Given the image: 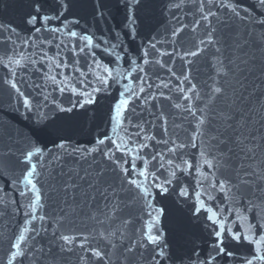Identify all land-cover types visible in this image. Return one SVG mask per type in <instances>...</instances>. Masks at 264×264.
<instances>
[{"label": "snow or ice", "instance_id": "1", "mask_svg": "<svg viewBox=\"0 0 264 264\" xmlns=\"http://www.w3.org/2000/svg\"><path fill=\"white\" fill-rule=\"evenodd\" d=\"M16 3L0 106L30 127L0 154L24 216L0 264H264V0Z\"/></svg>", "mask_w": 264, "mask_h": 264}, {"label": "water", "instance_id": "2", "mask_svg": "<svg viewBox=\"0 0 264 264\" xmlns=\"http://www.w3.org/2000/svg\"><path fill=\"white\" fill-rule=\"evenodd\" d=\"M246 4L252 3L253 0H245ZM21 11L16 3V0H0V22L9 23L11 22L14 26L19 23V18ZM182 36L186 41L191 42L194 37L191 33H182ZM179 64V62H177ZM200 67V77L201 79L206 78L207 73L210 71L208 67L205 66L203 61L198 64ZM33 79H36L33 77ZM39 82V81H38ZM28 91H31L29 89ZM35 95V93H33ZM23 111V109H21ZM146 118L150 119V117ZM177 123H179V118L176 117ZM171 124V119H170ZM30 124L28 121L23 120L20 114L16 113L8 107L7 101L5 100L3 105L0 106V154L6 153L9 150L15 152L20 141L19 133H28ZM77 139L81 142H87L90 137L87 135V131L77 136ZM51 147V145H49ZM195 152V149L192 150ZM19 153L17 152V155ZM53 170V178L49 183H56L59 180L60 169L55 166V163L51 166ZM7 175V174H6ZM191 179V178H189ZM0 233L4 236L11 237L19 228V226L24 221L23 209H19L18 205L12 204V200L23 202L12 187L9 186L7 180L0 178ZM52 204L51 201L48 202ZM52 208L49 207L47 211H51ZM8 245L6 242H0V258L4 257L7 252ZM24 264H30L29 261H25ZM66 264H76L75 257H70Z\"/></svg>", "mask_w": 264, "mask_h": 264}]
</instances>
